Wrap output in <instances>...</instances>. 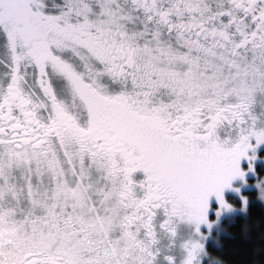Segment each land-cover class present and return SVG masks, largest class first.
<instances>
[{
  "label": "snow or ice",
  "instance_id": "1",
  "mask_svg": "<svg viewBox=\"0 0 264 264\" xmlns=\"http://www.w3.org/2000/svg\"><path fill=\"white\" fill-rule=\"evenodd\" d=\"M0 264H264V0H0Z\"/></svg>",
  "mask_w": 264,
  "mask_h": 264
},
{
  "label": "trees",
  "instance_id": "2",
  "mask_svg": "<svg viewBox=\"0 0 264 264\" xmlns=\"http://www.w3.org/2000/svg\"><path fill=\"white\" fill-rule=\"evenodd\" d=\"M253 214H254L255 217H260V216H261V212H260L259 209H255L254 212H253ZM228 255H229L231 258H233V259H237V257H232L230 252L228 253Z\"/></svg>",
  "mask_w": 264,
  "mask_h": 264
}]
</instances>
